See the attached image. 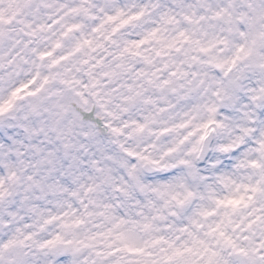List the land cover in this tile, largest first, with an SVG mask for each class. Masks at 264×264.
Wrapping results in <instances>:
<instances>
[{"label": "clouds", "instance_id": "9594fccd", "mask_svg": "<svg viewBox=\"0 0 264 264\" xmlns=\"http://www.w3.org/2000/svg\"><path fill=\"white\" fill-rule=\"evenodd\" d=\"M0 264H264V0H0Z\"/></svg>", "mask_w": 264, "mask_h": 264}]
</instances>
